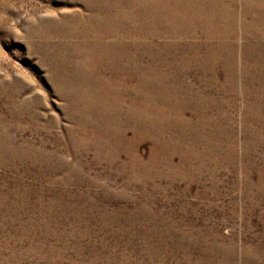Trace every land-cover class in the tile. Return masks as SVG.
<instances>
[{"label":"rangeland","instance_id":"obj_1","mask_svg":"<svg viewBox=\"0 0 264 264\" xmlns=\"http://www.w3.org/2000/svg\"><path fill=\"white\" fill-rule=\"evenodd\" d=\"M0 264H264V0H0Z\"/></svg>","mask_w":264,"mask_h":264},{"label":"bare ground","instance_id":"obj_2","mask_svg":"<svg viewBox=\"0 0 264 264\" xmlns=\"http://www.w3.org/2000/svg\"><path fill=\"white\" fill-rule=\"evenodd\" d=\"M166 18H167V17H166ZM51 59H52V58H51ZM51 59H50V60H51ZM54 60H55V59H54ZM64 63H65V62H64ZM53 64H54V63H53ZM111 66H112V65H111ZM69 67H70V65H69ZM64 72H65V71H64ZM72 72H73V70L71 71V73H72ZM74 72H79V71L76 70V71H74ZM63 74H65V73H63ZM74 74H76V73H74ZM80 74H84V73H83V72H82V73L80 72ZM78 75H79V74H77V76H78ZM62 76H63V75H62ZM64 76H65V75H64ZM64 76H63V77H64ZM73 76H74V75H73ZM73 76H72V77H73ZM58 77H59V76H58ZM58 77H57V78H58ZM74 77H75V76H74ZM65 78H66V77H65ZM78 78H79V77H78ZM81 78H82V77H81ZM81 78H80V80H81ZM84 78H86V77H84ZM70 80H71V79H70ZM83 81H84V80H83ZM65 83H66V82H65ZM68 83H69V82H68ZM71 83H72V82H71ZM71 83H70V84H71ZM88 83H89V82H88ZM57 85H58V84H57ZM71 85H72V84H71ZM73 85H74V84H73ZM67 86H68V85H67ZM69 86H70V85H69ZM75 86H76V85H75ZM75 86H74V87H75ZM121 86H122V85H121ZM70 87H71V86H70ZM72 87H73V86H72ZM116 89H117V88H116ZM58 92H59V91H58ZM116 92H118V91H116ZM67 95H68V94H67ZM62 96H63V95H62ZM85 96H86V95H85ZM78 98H79V97H78ZM81 99H82V97H81ZM68 105H69V104H68ZM81 114H82V113H81ZM83 114H84V112H83ZM83 114H82V115H83ZM83 120H85V119H83ZM70 121H71V120H70ZM139 122H140V121H139ZM74 123H75V122H74ZM115 123H116V122H115ZM124 123H125V122H124ZM80 124H81V123H80ZM86 124H87V123H86ZM91 124H92V123H91ZM74 125H75V124H74ZM88 125H89V124H88ZM99 126H100V125H99ZM88 127H89V126H88ZM101 127H102V126H101ZM105 127H106V126H105ZM92 128H93V127H92ZM92 128H90L91 130H90V129H89V130L92 131ZM108 128H109V127H108ZM86 129H87V126H86ZM99 129H100V128H99ZM93 130H95V129H93ZM103 130H104V128H103ZM70 131H71V130H70ZM97 131H98V129H97ZM82 132H83V131H82ZM98 132H100V131H98ZM97 134H98V133H97ZM114 140H115V139H114Z\"/></svg>","mask_w":264,"mask_h":264}]
</instances>
